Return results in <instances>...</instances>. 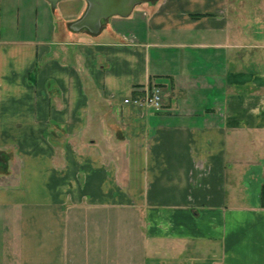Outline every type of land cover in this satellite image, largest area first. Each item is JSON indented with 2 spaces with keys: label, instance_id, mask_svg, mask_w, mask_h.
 Masks as SVG:
<instances>
[{
  "label": "crops",
  "instance_id": "0c3cea01",
  "mask_svg": "<svg viewBox=\"0 0 264 264\" xmlns=\"http://www.w3.org/2000/svg\"><path fill=\"white\" fill-rule=\"evenodd\" d=\"M87 9L0 0V264H264V0Z\"/></svg>",
  "mask_w": 264,
  "mask_h": 264
},
{
  "label": "water",
  "instance_id": "95a60500",
  "mask_svg": "<svg viewBox=\"0 0 264 264\" xmlns=\"http://www.w3.org/2000/svg\"><path fill=\"white\" fill-rule=\"evenodd\" d=\"M53 7L62 0H48ZM88 9L84 16L75 23V28H88L97 33L104 19L121 16L128 17L132 14L135 7L147 2L148 0H86Z\"/></svg>",
  "mask_w": 264,
  "mask_h": 264
},
{
  "label": "built area",
  "instance_id": "2783aa9c",
  "mask_svg": "<svg viewBox=\"0 0 264 264\" xmlns=\"http://www.w3.org/2000/svg\"><path fill=\"white\" fill-rule=\"evenodd\" d=\"M137 103H144L155 110H160L162 108V96L161 91L158 88H153L152 90L146 92L145 95L135 100ZM130 100H126L129 103Z\"/></svg>",
  "mask_w": 264,
  "mask_h": 264
},
{
  "label": "trees",
  "instance_id": "16d2710c",
  "mask_svg": "<svg viewBox=\"0 0 264 264\" xmlns=\"http://www.w3.org/2000/svg\"><path fill=\"white\" fill-rule=\"evenodd\" d=\"M152 88H153V84L151 83V84H150V89H152Z\"/></svg>",
  "mask_w": 264,
  "mask_h": 264
}]
</instances>
